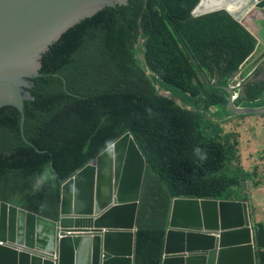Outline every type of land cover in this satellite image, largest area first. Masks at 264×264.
Wrapping results in <instances>:
<instances>
[{"label": "trees", "instance_id": "obj_1", "mask_svg": "<svg viewBox=\"0 0 264 264\" xmlns=\"http://www.w3.org/2000/svg\"><path fill=\"white\" fill-rule=\"evenodd\" d=\"M198 3L149 0L147 9L130 0L51 48L25 90L35 100L24 102V134L20 112L0 109V206L56 220L64 184L129 133L147 163L135 264H161L171 200L247 199L256 175L240 166L235 136L221 137L207 120L211 108L227 107L208 79H234L258 44L224 10L193 17ZM260 74L264 66L243 85L241 103H264ZM253 229L255 261L264 264V226Z\"/></svg>", "mask_w": 264, "mask_h": 264}, {"label": "water", "instance_id": "obj_2", "mask_svg": "<svg viewBox=\"0 0 264 264\" xmlns=\"http://www.w3.org/2000/svg\"><path fill=\"white\" fill-rule=\"evenodd\" d=\"M119 4L130 0H0V109L20 112L23 134L24 102L35 100L25 90L43 57L69 31ZM252 9L264 12V0H200L192 16L225 10L242 21ZM247 79L213 87L229 94L234 115L263 114L264 107H234ZM145 170V156L127 134L64 184L57 220L1 203L0 264H135ZM167 228L161 264H255L246 202L175 200Z\"/></svg>", "mask_w": 264, "mask_h": 264}, {"label": "clouds", "instance_id": "obj_3", "mask_svg": "<svg viewBox=\"0 0 264 264\" xmlns=\"http://www.w3.org/2000/svg\"><path fill=\"white\" fill-rule=\"evenodd\" d=\"M200 1V0H199ZM221 11V10H220ZM225 11V10H224ZM227 12V11H226ZM214 13V12H213ZM228 13V12H227ZM229 14V13H228ZM230 15V14H229ZM231 16V15H230ZM232 17V16H231ZM233 18V17H232ZM234 19V18H233ZM235 20V19H234ZM239 23H241L257 40V49L256 51L252 54L253 56L250 58L249 61H247L243 67L249 65L251 62H253V64L251 65L250 69L245 73V75L242 73V70L243 68L241 69V71L239 72V74L234 78L232 79L231 81H229L228 83L226 84H215V83H212L209 79H208V84L210 87H213V85H230L232 86L234 82L236 83H240V81L244 80L245 78H248L247 81L245 83H247L248 81L252 80L253 78H255V76L258 74V72L260 71L261 67L264 66V33H261V34H256V33H253L251 30H250V27H249V23H252L255 27L258 26L259 28H261V30H264V12L262 11V9H252L250 10L247 14H246V17L242 20V21H237ZM140 59L143 61L144 57L141 56ZM143 63V62H142ZM149 76L152 78V77H155V75L149 71L148 72ZM241 76L240 79H238V77ZM264 75L263 74H260V76L258 77V79L260 78H263ZM244 83V84H245ZM243 84V85H244ZM242 85V87H243ZM242 87H241V90H242ZM213 88H216V89H219L221 91H223L227 97V106H228V97H229V94L223 90V89H220L218 87H213ZM241 90L238 92L239 96H234V107L237 108V109H247V108H250V109H258V108H262L264 107V103L263 104H260V102H257L256 105H253L254 102L252 103H246V102H243L241 103L239 101L240 99V92ZM237 103H240V104H245V105H249V106H244V107H241L243 105H237ZM253 105V106H251ZM229 107V106H228ZM188 109H191L190 107H186ZM193 110V109H192ZM195 111V110H193ZM231 112V110L229 111ZM237 115V114H236ZM250 115H258V116H264V113L263 114H250ZM208 116V115H207ZM242 115H240V117H242ZM248 116V115H247ZM252 117V116H251ZM212 123H214L213 121H211ZM215 124V123H214ZM217 125V124H216ZM131 134V133H129ZM126 136V135H125ZM124 136V137H125ZM235 136V135H234ZM232 136L228 137L231 139ZM122 139V138H121ZM120 139V140H121ZM235 139H236V136H235ZM118 142V141H117ZM137 143V142H136ZM115 144V143H114ZM113 144V145H114ZM112 145V146H113ZM139 146V145H138ZM111 147V146H110ZM109 147V148H110ZM108 148V149H109ZM140 148V147H139ZM141 150V149H140ZM142 152V151H141ZM103 154V153H102ZM146 158V157H145ZM259 160L260 161V164H257L256 161L255 163L251 166V170H248V169H244V166H243V169L245 172L247 173H255L256 177H254V179L252 181L249 182V186L246 190V196H247V199L245 201H240V202H246L247 204H249V216L251 218V221H252V229H253V224L254 222H256V215L260 214V212L257 211V207L259 208H264L263 205H261V203H264V196H262L264 194V179L261 177V174H264V150L261 151L260 153L257 151L256 152V160ZM146 160V159H145ZM95 161V160H94ZM243 161V160H242ZM240 163V161H239ZM91 164V163H90ZM89 164V165H90ZM146 166H147V163H146ZM241 166V165H240ZM86 168V167H85ZM83 170V169H82ZM146 171V170H145ZM145 176V174H144ZM256 179H257V182H256ZM143 182H144V179H143ZM258 183V187H254L253 185L254 184H257ZM142 188H143V185H142ZM248 190H251V192H248ZM254 190H256L257 193H252ZM141 196H142V191H141ZM254 197H255V201L254 203L253 200H254ZM62 199V198H61ZM175 200H202V199H173L171 200L170 202V207H171V203L172 201H175ZM209 201V200H208ZM210 201H213V200H210ZM140 202H141V199H140ZM216 202H235V201H216ZM14 206V205H13ZM61 207V206H60ZM59 207V208H60ZM170 207H169V214H170ZM19 208V207H18ZM139 208H140V204H139ZM22 209V208H21ZM25 210V209H24ZM27 211V210H26ZM253 212V217L251 216ZM32 213V212H31ZM138 214H139V210H138ZM59 215V213H58ZM43 217V216H42ZM45 218V217H44ZM47 219V218H46ZM50 220V219H49ZM57 220V219H56ZM168 220H169V216H168ZM137 221H138V217H137ZM167 226H168V222H167ZM168 229V228H167ZM137 231H138V228H137ZM167 231V230H166ZM75 235H78L77 232H68L67 233V236H75ZM136 236H137V233H136ZM62 237L61 236H58V239H61ZM165 239V238H164ZM253 241H254V229H253ZM255 244V243H254ZM164 248V246H163ZM18 250L20 251H23V248H18ZM32 254H34V251L31 252ZM35 255L37 256H41L40 253H36ZM162 257H163V254H162ZM254 257H255V252H254ZM58 260V255H53V261L57 262ZM162 262V260H161ZM255 264H256V261H255Z\"/></svg>", "mask_w": 264, "mask_h": 264}, {"label": "rangeland", "instance_id": "obj_4", "mask_svg": "<svg viewBox=\"0 0 264 264\" xmlns=\"http://www.w3.org/2000/svg\"><path fill=\"white\" fill-rule=\"evenodd\" d=\"M252 64L253 62L243 67L242 73L244 75L250 69ZM240 78L241 76L238 77V79ZM256 104L257 102L253 103V105ZM237 105H243L241 107L249 106L240 103H237ZM229 109L230 108L228 106L211 108L209 110L207 120L213 121L218 125V128L221 129V137L228 138L230 136H236L235 140L238 144V157L240 165L242 168L244 166V169L251 170V166L255 163V161L257 164H260V161L258 159L256 160V152L258 151L260 153L264 150V116L243 115L240 117V115H234L229 112ZM261 177L264 179V174H261ZM248 192H251V190H248ZM255 192L256 190L252 193ZM261 205L264 207V203H261ZM257 211L264 214V208L262 209L257 207Z\"/></svg>", "mask_w": 264, "mask_h": 264}, {"label": "crops", "instance_id": "obj_5", "mask_svg": "<svg viewBox=\"0 0 264 264\" xmlns=\"http://www.w3.org/2000/svg\"><path fill=\"white\" fill-rule=\"evenodd\" d=\"M248 25L253 33L256 34L264 33V30H261V28H259L258 26L255 27L252 23H249ZM262 196H264V194ZM254 201H255V197L252 203H254ZM256 223L262 224L264 226V214L260 213L259 215L258 214L256 215Z\"/></svg>", "mask_w": 264, "mask_h": 264}]
</instances>
